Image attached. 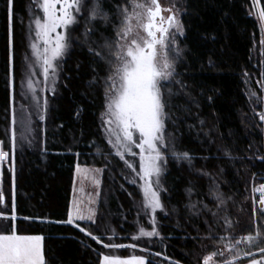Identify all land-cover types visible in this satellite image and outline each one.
Wrapping results in <instances>:
<instances>
[{"label":"trees","instance_id":"trees-1","mask_svg":"<svg viewBox=\"0 0 264 264\" xmlns=\"http://www.w3.org/2000/svg\"><path fill=\"white\" fill-rule=\"evenodd\" d=\"M92 2L86 0L78 24L70 28L72 46L61 61L60 84L48 98L46 118L38 124L39 145L12 152V87L17 88L27 51L30 0H14L11 22L8 0H0V144L9 153L0 168V195L4 197L0 232H11L15 226L18 234L42 236L47 264H100L102 255L126 257L132 252L142 253L149 264H203L205 256L223 252L241 236L255 234L257 226L264 229V217H254L252 211L251 189L264 182V159L259 158L264 157V124L253 111H264V89L259 83L264 73V23L252 0L183 1L182 52L174 58V77L162 89L168 146L163 148L164 211L156 214L160 235L138 240L132 237L140 192L123 179L124 164L100 126L109 64L89 52L91 46L108 55L105 39L116 40L122 18L117 5L126 7L131 0H102L107 24L99 18L87 23ZM259 5L264 8V0ZM86 26L93 28L87 37ZM249 87L256 99L249 98ZM173 150L189 153L191 166L187 160H177ZM225 150L232 159L224 155ZM76 165L102 170L96 222H75L100 237V243L66 223ZM202 171L211 173L226 200V213L220 215L227 214L236 225L225 230L222 220L214 223L215 239L204 238L209 235L205 221L214 218L203 205L217 209L209 194L212 179L201 175ZM190 204L196 208L190 209ZM221 236L231 239L221 241ZM105 243L135 244L136 248H104ZM237 250L240 259L236 262H246L242 257L247 256L248 246L239 244ZM251 251L259 252L255 247ZM227 254L235 258L236 253ZM223 256H214V263L220 264Z\"/></svg>","mask_w":264,"mask_h":264},{"label":"snow or ice","instance_id":"snow-or-ice-1","mask_svg":"<svg viewBox=\"0 0 264 264\" xmlns=\"http://www.w3.org/2000/svg\"><path fill=\"white\" fill-rule=\"evenodd\" d=\"M36 10L42 15L33 13L32 23L34 29L30 27V32L34 31V42L30 43L34 62L29 61V75L35 74L32 69L39 67L44 77V83L55 85L58 73V61L65 56L72 46V38L69 29L78 24V15L83 12L86 0H34ZM253 6L257 10L258 19L264 23V8L259 7L260 0H252ZM132 11L128 7L121 8L117 5V11L122 19L120 26L116 30V40L105 39L103 45L108 50L105 56L99 51H95L91 46L89 52L98 59H103L109 64V75L104 78L105 112L102 113V124L105 126L106 139L115 149V155L124 160L128 168L136 171L133 163L125 160V154L136 156L133 148L139 149V187L143 193V207L150 210L153 216L157 210L164 211L161 203L160 193L166 191L160 183L163 173L162 163L165 157L162 148L168 146L165 136V121L168 119L166 104L163 98L162 89L166 87L164 82H170L174 77V58L169 55L170 51L175 52L179 57L180 49L172 48L178 36L184 34L183 25L179 19V10L172 6L166 11L170 14L165 18L162 15L164 9L161 8L159 0H151L150 4L131 0ZM14 0H8V13L10 22L14 20ZM88 21L103 19L105 23L109 21V16L102 9V0H93L92 7L88 10ZM61 30V31H58ZM141 30L144 35H141ZM93 28L86 26L85 36H89ZM264 44V40L261 41ZM12 34L10 27L9 45L11 48ZM28 58L26 57V60ZM247 76L248 74L245 73ZM259 82L261 89H264V73ZM93 84L97 83L94 78ZM182 83V82H177ZM27 87L35 96L34 82L27 81ZM54 91V87H53ZM250 99L256 96L255 92H249ZM47 102L45 101V107ZM261 124H264V111L256 112ZM43 119V117H41ZM15 123V120H13ZM203 123V121H201ZM259 127V125H257ZM138 134V139L136 138ZM13 147L16 137L13 133ZM173 155L177 160H187L192 164V157L189 153H178L173 150ZM224 155L232 159L230 153L225 150ZM9 153L0 149V163L7 161ZM264 159V157H259ZM14 172V168L10 169ZM89 171L77 167V172ZM97 172L102 171L97 169ZM203 176L212 179L209 186V194L216 201L217 211H213L205 204L203 210L208 211L214 218L213 222L205 221L208 225L209 235L205 239H215L213 234V224L223 221L225 230H232L235 224L227 214L221 216L220 212L226 213V200L222 193H219V185L212 178L211 173L201 172ZM255 179V174H254ZM135 182V181H130ZM95 183L99 185V180ZM191 188L188 189L191 195ZM253 216L264 217V182L258 186L253 185L252 189ZM258 196V199H257ZM231 199V197H228ZM4 197L0 195V202ZM190 209H195V204L188 205ZM199 215V211L195 213ZM96 212L94 209H85L78 200H74L68 210L69 225H75V221H85L95 223ZM167 215V212H165ZM15 219V216H12ZM255 223V220H254ZM153 228L146 231L139 228V236H133V240L141 237H157L160 233L156 230L155 220L152 221ZM85 235L100 243V237L87 232L84 227L75 225ZM43 237L40 235L18 234L15 226L11 232H0V264H47L43 248ZM112 239V237H110ZM230 240V236H221L220 240ZM246 244L248 251L244 254L251 256V264H264V229L257 226L255 234L241 236L235 243H229L226 247L229 252L235 251V258L226 261L225 264H236L240 259V252L237 245ZM104 248L122 249L136 248L135 244H107ZM255 247L261 253V259L255 258V253L251 249ZM145 251V249H141ZM156 255H160L156 253ZM222 251L214 252L203 258V264H210L214 256H223ZM167 259V257H165ZM100 264H149L144 256L132 255L128 258H121L114 255H102Z\"/></svg>","mask_w":264,"mask_h":264},{"label":"rangeland","instance_id":"rangeland-1","mask_svg":"<svg viewBox=\"0 0 264 264\" xmlns=\"http://www.w3.org/2000/svg\"><path fill=\"white\" fill-rule=\"evenodd\" d=\"M184 0H159V3L161 5V8L164 9L163 11V16L167 17L170 13L166 11V9L175 6L176 9L179 10V19L181 21V16L184 13ZM138 2H146L149 3L151 0H138ZM129 12L132 11V5L131 2L128 6ZM84 9V8H83ZM33 13L36 15H42L39 11L36 10V5L34 3V0H30L29 3V20L27 24V31H26V38H27V51L24 55L23 59V67H22V75L21 78L19 79L17 83V88L15 89L12 87V98H11V120H10V126H9V131H10V141H11V151H19L24 148H36L37 145H39V130H38V124L39 122H43L46 118L47 114V108H48V98L49 96L55 94L58 90L59 84H60V73H61V61L63 58H61L57 63H58V73H57V78H56V83L55 85L51 84H45L44 83V77L41 74V69L39 67H36L35 69H32V71L35 73L33 75H29V61L34 62V58L32 57V52L30 48V43L34 42V31L30 32V27L34 29V24L32 23V16ZM80 15V14H79ZM78 15V16H79ZM122 19V18H121ZM121 22V21H120ZM182 23V22H181ZM58 31H61L58 29ZM70 31V29H69ZM184 31V29H183ZM141 35H144L143 31L141 30ZM183 37L178 36L176 39V42L174 45L171 47L174 49L178 47L180 49V54L182 52L181 47H180V39ZM169 55L173 58H175V52L170 51ZM180 56V55H179ZM26 57L28 58L26 60ZM28 79H31L34 82V88H35V96H33V93L28 90L27 87V81ZM54 87V91H53ZM249 92H255L252 90L251 87L248 88V96ZM256 93V92H255ZM256 97V96H255ZM255 97H252L256 99ZM250 98V96H249ZM45 101L47 102L46 107H45ZM105 112V107L102 111V113ZM102 113L100 114V126L104 135V138L106 139V133H105V126L102 124ZM43 117V119H41ZM13 120H15V123H13ZM13 133H15L16 137V142L15 146L13 147V142H12V137ZM136 138L138 139V134H136ZM108 142V140L106 139ZM109 144V143H108ZM110 145V144H109ZM111 149L115 153V149L110 145ZM0 149L1 144H0ZM133 151L137 153L136 156H130L125 154V160H127L130 163H133L135 165L136 171L134 172L132 169L128 168L127 165L125 164L124 160H121L124 164V172H123V179L131 184L135 185L140 192V203L138 205V215H137V220H136V231L134 236H139V228L143 227L146 231H151L153 228L152 221L153 219L155 220V225H156V230L158 231V221H157V210L156 214L153 216L150 210H145L143 207V193L139 187V177L137 175L139 171V149L138 148H133ZM163 152V148L161 149ZM165 157V156H164ZM162 163V168H163V173L160 177V183L163 186V176L165 173L166 169V163ZM80 167L82 170L83 169H88L89 171H81L77 172V167ZM0 168H1V163H0ZM1 170V169H0ZM97 168H92L88 166H80L76 165L75 168V176H74V183H73V188H72V198H71V205L74 200H78L81 202L82 207L85 209L91 208L96 211V207L98 204V201L100 199V185H101V171L97 172ZM100 170V169H99ZM1 173V172H0ZM96 180H99V185L95 183ZM130 181H135V182H130ZM163 192V191H162ZM161 192V193H162ZM160 193V197H161ZM78 222V221H75ZM143 238V237H141ZM147 238V237H145ZM224 256L221 257V263L220 264H225L226 261L233 260V256H227L228 248L226 247L224 249ZM235 252V251H234ZM257 256H255L256 259H261V253L256 252L255 253ZM109 255H114L118 256L116 253H112ZM132 255H138V256H143L142 253H134L132 252L129 256L126 257H121V258H128ZM248 257V258H247ZM250 257V258H249ZM242 258H246V262H236V264H251V256H244ZM238 260V259H237ZM244 260V259H243ZM214 258L213 261L210 262V264H215L214 263Z\"/></svg>","mask_w":264,"mask_h":264},{"label":"flooded vegetation","instance_id":"flooded-vegetation-1","mask_svg":"<svg viewBox=\"0 0 264 264\" xmlns=\"http://www.w3.org/2000/svg\"><path fill=\"white\" fill-rule=\"evenodd\" d=\"M162 15H163V11H162ZM166 18V17H165Z\"/></svg>","mask_w":264,"mask_h":264},{"label":"crops","instance_id":"crops-1","mask_svg":"<svg viewBox=\"0 0 264 264\" xmlns=\"http://www.w3.org/2000/svg\"><path fill=\"white\" fill-rule=\"evenodd\" d=\"M259 7H260V5H259ZM70 206H71V204H70Z\"/></svg>","mask_w":264,"mask_h":264}]
</instances>
